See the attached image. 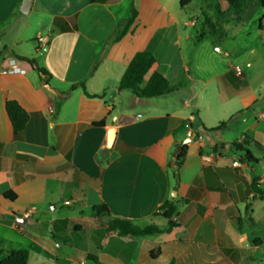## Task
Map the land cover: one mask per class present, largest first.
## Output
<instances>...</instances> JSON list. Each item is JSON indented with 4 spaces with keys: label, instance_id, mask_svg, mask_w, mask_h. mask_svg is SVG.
Here are the masks:
<instances>
[{
    "label": "crops",
    "instance_id": "0c3cea01",
    "mask_svg": "<svg viewBox=\"0 0 264 264\" xmlns=\"http://www.w3.org/2000/svg\"><path fill=\"white\" fill-rule=\"evenodd\" d=\"M22 3L0 0V69L14 59L25 71L0 73V261L26 249L28 264H264V197L255 199L253 189L257 179L264 192V175L257 172L262 161L253 153L264 149L253 144L259 162L243 161L224 137L233 123L207 130L231 115L237 98L252 106L258 96L243 94L249 85L240 86L244 78L230 60L219 58L216 72L217 46L202 64L204 38L184 40V26L197 22L178 14L191 3L33 0L28 14ZM133 6L137 18L119 37ZM142 51L156 58L143 86L158 71L179 89L152 98L120 90L129 63ZM41 69L50 76L47 83ZM211 83L216 86L208 89ZM8 100L29 115L21 139ZM263 116L237 141L248 135L264 147ZM110 128L117 134L107 149ZM183 144L188 150L177 186L170 164ZM219 144L225 147L215 152ZM8 192L16 198L7 199ZM168 201L179 208L170 232L132 237L107 229L111 218H121L166 230L168 219L155 213ZM99 204L110 216L93 212ZM74 232L90 236L75 252L66 249Z\"/></svg>",
    "mask_w": 264,
    "mask_h": 264
},
{
    "label": "trees",
    "instance_id": "16d2710c",
    "mask_svg": "<svg viewBox=\"0 0 264 264\" xmlns=\"http://www.w3.org/2000/svg\"><path fill=\"white\" fill-rule=\"evenodd\" d=\"M107 0H91V2H106ZM193 0H180V6L186 7L188 6ZM210 1V8L214 10V18L215 22L212 21L211 17H208L206 14V22L205 25L210 27L211 33L216 35L218 33L217 29L221 23H225L226 19L224 18L225 12L223 10L222 4L220 0H209ZM229 9L232 12H239L244 13L245 11L249 10L250 7H260L264 10V0H228ZM137 18V10L135 7H132L131 16L129 20L126 22L124 27L121 29L119 33V37H123L128 33L130 28L135 22ZM74 20V19H73ZM204 38V30L202 34L199 36L198 40ZM27 61L37 66V61L35 59H27ZM156 64V58L147 51L138 52L135 54L131 62L129 63L125 74L123 75L121 82H120V90H134L138 97L142 98H152L158 97L162 95H166L172 93L179 89V86L172 85L170 81L160 72L154 71L151 75L149 81L145 86L144 79L145 76L152 70L154 65ZM44 74H47L45 69H41ZM83 89L85 94L88 97H94L90 95L84 86V84L80 85ZM241 87H247L248 82L246 79L240 80ZM77 85L74 86V89ZM6 110L12 122L14 128V135L16 139H21L26 128V125L29 120V115L24 110L20 104L14 100H8L6 103ZM243 111L239 112L242 113ZM235 116L230 118L228 121H223L218 124V126L207 129L208 131H221L227 128L229 125L232 124L234 121ZM96 126H103L104 122L95 123ZM255 144L258 147H264L252 139L250 136L245 135L242 139V142L235 141L232 143V147L236 149L238 152H244V156L242 160H247L250 163H258L259 159L254 156L250 147ZM225 147V144H219L214 148L215 152H218L219 149ZM188 150V145L183 144L178 147L174 154V162L170 164V168L173 169L174 176L177 180V186L179 184V169L185 159L186 153ZM253 189L255 191V199L264 197V192L259 188V181L256 179L253 182ZM7 199L14 200L16 198V194L13 192H8L4 195ZM93 212L98 215H107L110 216V210L106 204H99L93 207ZM156 215H161L164 218L168 219L169 226L166 230H162L158 226L150 225L145 228L139 227L134 225L131 221L121 218H111L109 223L107 224V229L110 232H118L121 236H132V237H147L156 234H161L163 232H170L172 229L178 226V222L175 218L179 215V208L177 204L174 202L168 201L163 204L155 213ZM241 225V224H239ZM47 257H52L50 254L45 253ZM152 258H156V254L152 251L150 253ZM90 260H93L97 263V259L93 256H89ZM59 263L62 261L57 259ZM29 263V251L26 249L21 250H11L9 251L4 258L0 261V264H28ZM171 264H175L172 262Z\"/></svg>",
    "mask_w": 264,
    "mask_h": 264
},
{
    "label": "rangeland",
    "instance_id": "374dc122",
    "mask_svg": "<svg viewBox=\"0 0 264 264\" xmlns=\"http://www.w3.org/2000/svg\"><path fill=\"white\" fill-rule=\"evenodd\" d=\"M225 12V23H221L217 29L218 33L213 35L210 27L205 25L206 16L211 17L215 22L214 10L210 8L209 0H193L191 4L178 14L180 20L186 22L196 21L197 26H184V40L190 37L196 41L204 30L203 46L198 53V58L202 64L208 59L209 54L213 53L216 47V57L213 63L216 65V72L220 71L219 58L230 60L234 70L239 76L246 78L249 88L243 90V94H255L258 96L256 102L251 106L250 103L237 98L232 105V113L229 116H224L221 122L228 121L231 116H235L233 127L224 131V137L229 143L237 141L244 133L248 123L253 122L259 115H264V10L260 7H250L244 13H235L229 9L228 0H220ZM172 6L179 7L178 2H170ZM219 49L222 52L219 53ZM237 67V68H236ZM209 71H202V82L200 87H203V81ZM241 72V73H239ZM205 77V78H204ZM216 86V83H211L209 88ZM251 106L247 109V107ZM243 111L242 113H238ZM238 113V114H237ZM264 118V116H263ZM230 126V125H229ZM242 142V141H239ZM234 152L236 150L229 145V149ZM238 152V151H237ZM253 153L260 157L262 163L257 166V172L260 176L264 175V150L259 151L254 149ZM244 156V152L238 153ZM87 232H74L68 241L66 248L69 251L75 252V247H83L87 245L90 238ZM65 253V252H64ZM63 253V254H64ZM88 264H93L89 262Z\"/></svg>",
    "mask_w": 264,
    "mask_h": 264
},
{
    "label": "water",
    "instance_id": "95a60500",
    "mask_svg": "<svg viewBox=\"0 0 264 264\" xmlns=\"http://www.w3.org/2000/svg\"><path fill=\"white\" fill-rule=\"evenodd\" d=\"M32 2L33 0H23L21 11L25 14H28L31 10ZM41 76L44 79V82L47 83L50 76L47 74H44L43 72L41 73ZM116 134H117V131L115 128H110L108 130L107 149L112 148L115 142V139H116ZM188 142L189 141H187L186 143ZM17 221L20 223H26L27 220L25 218L18 217Z\"/></svg>",
    "mask_w": 264,
    "mask_h": 264
},
{
    "label": "built area",
    "instance_id": "2783aa9c",
    "mask_svg": "<svg viewBox=\"0 0 264 264\" xmlns=\"http://www.w3.org/2000/svg\"><path fill=\"white\" fill-rule=\"evenodd\" d=\"M23 72H25L24 69H22L19 66L18 61L14 60V59L10 62L9 68H1L0 69L1 74L2 73H23ZM239 73H241V72H239ZM65 203H66V205L70 204V202H68V201H66Z\"/></svg>",
    "mask_w": 264,
    "mask_h": 264
}]
</instances>
